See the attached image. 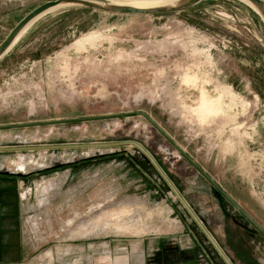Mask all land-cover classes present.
I'll return each instance as SVG.
<instances>
[{
	"label": "rangeland",
	"instance_id": "obj_1",
	"mask_svg": "<svg viewBox=\"0 0 264 264\" xmlns=\"http://www.w3.org/2000/svg\"><path fill=\"white\" fill-rule=\"evenodd\" d=\"M48 1L54 0H0V43ZM26 33L0 60V127L21 125L0 130V147L131 141L178 194L182 187L184 196L210 199L197 169L135 114L143 112L264 227V23L248 6L206 0L178 14L152 16L65 8ZM123 113L131 115L115 117ZM73 119L79 121L56 122ZM5 169L31 175L21 221L29 257L19 264H146V241L187 225L217 261L133 146L4 152ZM192 183L198 191L191 192ZM114 221L128 232L101 225ZM201 257L197 264H205Z\"/></svg>",
	"mask_w": 264,
	"mask_h": 264
},
{
	"label": "crops",
	"instance_id": "obj_2",
	"mask_svg": "<svg viewBox=\"0 0 264 264\" xmlns=\"http://www.w3.org/2000/svg\"><path fill=\"white\" fill-rule=\"evenodd\" d=\"M17 44L7 54L12 53ZM19 165L21 169L22 163ZM15 170L0 171V264H19L29 257L27 247L22 240L21 221L30 200V193L22 196L24 193L22 191L26 185L30 184L31 175ZM201 176L208 183L210 187L208 194L210 192L212 197L209 199L191 194L184 196L180 187L181 198L191 210L196 211L197 214H195L204 226L208 227L211 237L231 264H264L263 235L250 225L202 174ZM193 186L192 183L191 192L198 191ZM201 202L206 209L204 212L198 209ZM210 217H214L215 222ZM258 227L264 231L263 226L258 225ZM142 250H146L142 252L145 255L146 264H197V255L203 257L205 264H224L217 253V261L213 260L208 245L189 225L167 232L165 235L150 238ZM137 251L134 252L137 253Z\"/></svg>",
	"mask_w": 264,
	"mask_h": 264
},
{
	"label": "water",
	"instance_id": "obj_3",
	"mask_svg": "<svg viewBox=\"0 0 264 264\" xmlns=\"http://www.w3.org/2000/svg\"><path fill=\"white\" fill-rule=\"evenodd\" d=\"M175 1L172 5L166 6H159L153 7L148 9H138L133 7L127 6H119V5H112L107 2V0H54L45 2L31 11H29L25 16H23L8 32L6 37L0 43V60L10 51V48L17 37L23 32V30L29 26L31 27L34 23H36L42 17L50 14L47 13L51 9L56 8L60 5L67 6L66 8H82L88 9L95 12H100L104 14H111V15H141V16H152V15H165V14H178L184 11H187L194 6L198 5L199 3L206 1V0H172ZM251 7L255 9V14L259 16V18L264 23V0H245ZM65 9V8H64ZM22 38V37H21ZM20 40V39H19ZM18 40V41H19ZM136 115L142 116L145 118L167 141H169L177 151L183 155V157L201 173L209 183L215 187V189L234 207V209L240 213L243 218L252 225L261 235L264 237V231L258 227V225L239 207L237 203H235L229 196H227L201 169H199L192 161L189 159L184 152L174 144L169 137L143 112H136ZM131 113H123L116 115L115 117H127L130 116ZM111 116H103L100 118H109ZM69 121H79V119L73 120H62L56 121L58 123L62 122H69ZM45 123L35 124L36 126L42 125ZM21 125L16 126H2L0 130L6 128H18ZM30 126V125H24ZM133 146L138 151H140L146 159L150 162L165 184L169 187L171 192L174 194L176 199L179 201L183 209L187 212L190 216L192 221L196 224L199 230L202 232L204 237L213 247L215 252L224 262V264H231L227 257L223 254L220 248L217 246L211 235L205 229L203 222L196 216L195 213L189 208V206L185 203V201L180 197L174 186L171 184L169 179L165 176V174L161 171L159 166L153 160V158L145 151V149L139 145L138 143L126 141V142H118V143H103V144H72V145H51V146H13V147H0V153L4 152H35V151H60V150H76V149H97V148H108V147H119V146Z\"/></svg>",
	"mask_w": 264,
	"mask_h": 264
},
{
	"label": "bare ground",
	"instance_id": "obj_4",
	"mask_svg": "<svg viewBox=\"0 0 264 264\" xmlns=\"http://www.w3.org/2000/svg\"><path fill=\"white\" fill-rule=\"evenodd\" d=\"M239 1H241L242 3H244L246 6H248L250 9H252L255 12V9L253 7H251L245 0H239ZM107 2H109V4H112V5L127 6V7H133V8H138V9H148V8H153V7L172 5L175 1H172V0H107ZM66 7L67 6H65V5H60V6H57L56 8L51 9L47 13H52V12L58 11L60 9H64ZM29 26H27L23 30V32H21V34L17 37V39L12 44L10 50L18 42V40L28 31V29L30 28ZM124 211H126V210H124ZM114 222L115 223H113V224L106 223L105 225L104 224H101V225H102V227L104 229L105 228H112V229L116 230L117 232H124L126 230L128 232L129 228L127 226L122 225V224H119L116 221H114Z\"/></svg>",
	"mask_w": 264,
	"mask_h": 264
},
{
	"label": "built area",
	"instance_id": "obj_5",
	"mask_svg": "<svg viewBox=\"0 0 264 264\" xmlns=\"http://www.w3.org/2000/svg\"><path fill=\"white\" fill-rule=\"evenodd\" d=\"M26 195V193L24 192V193H22V196H25Z\"/></svg>",
	"mask_w": 264,
	"mask_h": 264
},
{
	"label": "trees",
	"instance_id": "obj_6",
	"mask_svg": "<svg viewBox=\"0 0 264 264\" xmlns=\"http://www.w3.org/2000/svg\"><path fill=\"white\" fill-rule=\"evenodd\" d=\"M70 10V9H69ZM73 10H76V9H73Z\"/></svg>",
	"mask_w": 264,
	"mask_h": 264
}]
</instances>
